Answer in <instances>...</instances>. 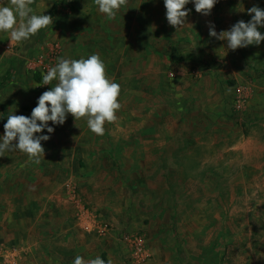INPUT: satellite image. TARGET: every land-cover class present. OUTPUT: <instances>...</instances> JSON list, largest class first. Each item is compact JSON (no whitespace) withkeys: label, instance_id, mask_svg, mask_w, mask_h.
I'll return each mask as SVG.
<instances>
[{"label":"rangeland","instance_id":"1","mask_svg":"<svg viewBox=\"0 0 264 264\" xmlns=\"http://www.w3.org/2000/svg\"><path fill=\"white\" fill-rule=\"evenodd\" d=\"M249 5L264 10V0ZM31 7L53 23L7 54L0 33V137L9 115L31 117L59 58L98 54L122 106L102 136L71 114L49 122L38 165L0 156V264L66 227L86 261L264 264V41L263 56L247 47L215 60L208 31L162 24L164 0H127L114 20L94 0ZM237 85L248 94L241 111Z\"/></svg>","mask_w":264,"mask_h":264},{"label":"clouds","instance_id":"2","mask_svg":"<svg viewBox=\"0 0 264 264\" xmlns=\"http://www.w3.org/2000/svg\"><path fill=\"white\" fill-rule=\"evenodd\" d=\"M7 6L0 4V33H6L9 50L37 35L40 30L53 23L49 15L34 14L31 5L34 0H6ZM194 2L195 11L204 16L211 14L218 0H164L168 24L179 32L186 25L189 12L186 5ZM98 10L106 19L114 20L121 7L127 6V0H94ZM251 20L238 21L230 30L217 33L215 26L209 24V35L220 41L227 42V49L235 51L250 45H260L264 35L258 30L264 27V10L258 6L248 9ZM224 49V48H221ZM56 81L53 86L52 82ZM52 85L51 89L42 93L37 106L32 109L31 117L11 114L4 125V134L0 139V156L6 152L19 151L26 155L28 161L40 164L45 158L42 141L50 136L37 135L45 129L53 133L54 128L49 122L63 125L68 114L74 120L86 119L89 130L102 136L105 124L112 123L121 108L119 102L120 85L107 77L106 66L98 54L87 58H59L55 66L43 74L41 84L36 87ZM15 142V143H14ZM72 264H105V260L97 256L85 261L76 256ZM107 264H113L109 258Z\"/></svg>","mask_w":264,"mask_h":264},{"label":"crops","instance_id":"3","mask_svg":"<svg viewBox=\"0 0 264 264\" xmlns=\"http://www.w3.org/2000/svg\"><path fill=\"white\" fill-rule=\"evenodd\" d=\"M250 5L249 0H218L211 14L204 16L197 13L195 11L194 2H190L186 7H190V14L193 17L191 18L192 21L186 20V24L188 25H186L185 28L209 32V24H212L215 26L217 33L230 30L231 26L238 21L243 20L244 22H248L251 20L250 16L249 18L246 17V12L248 8L251 7ZM145 22L147 25V20ZM162 24L169 29H173L166 20L163 21ZM258 30L261 32L263 27L258 28ZM209 43L208 46L212 48L211 53L215 60L221 57V55L226 56L227 52L229 53V51H232L227 49L226 41H220L210 37ZM261 43H263V41ZM251 47L253 50L249 52L251 54L253 52V59L260 55L263 56L261 45L260 48L258 45H250L248 46V50ZM256 50L262 51L260 54H257ZM56 232H58L59 235L52 238L50 246L43 248L39 247L38 243L35 246H31L26 249V256L19 258L17 264H72L74 258L78 255L85 260L84 254L86 249L84 243L83 245L70 246L67 240L65 242V236L68 238L67 235L69 232L67 227L65 229L62 228L59 231L57 230ZM59 238L61 239V243L56 242Z\"/></svg>","mask_w":264,"mask_h":264},{"label":"built area","instance_id":"4","mask_svg":"<svg viewBox=\"0 0 264 264\" xmlns=\"http://www.w3.org/2000/svg\"><path fill=\"white\" fill-rule=\"evenodd\" d=\"M173 76L174 75L171 74V77ZM247 96L246 88L243 85L235 86L232 91V104L234 109L241 111L247 103ZM10 264H17V261L14 260Z\"/></svg>","mask_w":264,"mask_h":264}]
</instances>
